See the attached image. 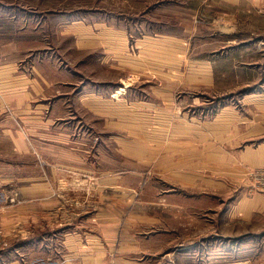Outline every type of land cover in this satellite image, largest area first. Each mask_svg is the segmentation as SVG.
Here are the masks:
<instances>
[{"label":"rangeland","instance_id":"374dc122","mask_svg":"<svg viewBox=\"0 0 264 264\" xmlns=\"http://www.w3.org/2000/svg\"><path fill=\"white\" fill-rule=\"evenodd\" d=\"M75 21L126 29L132 41L152 34L186 37L182 69L188 70L189 63L191 69L192 64L196 67L191 75L185 70L183 78H175L173 87L152 72L128 78V85L142 87L148 98L175 87L173 109L125 111L112 106L106 111L108 125L83 108L66 116L77 123V136H93L95 163L143 168L139 178L126 175L127 188L111 184L105 192L72 191L54 183L42 188L33 166L44 165L46 143L29 137L34 155L28 157L0 138V165L8 160L16 166L32 164L31 173H15L29 182L16 181L0 190V201L14 200L13 208L7 207L14 212L15 242L22 240L18 231L25 225L32 239L49 231L57 212L62 213L63 230L75 225L80 232L93 231L111 240L102 242L101 253H87L100 264H158V256L172 251L176 264H264V166L252 167L244 159L247 149L264 146V0H0L2 41L19 36L24 27L37 26L46 45L34 51L55 49L68 62L74 54L72 38L61 35L71 33ZM205 58L213 61L212 74L198 66ZM11 113L1 104L0 118ZM18 126L26 136L42 130L21 122ZM205 135H212L207 136L210 142H204ZM211 144L217 152L209 149ZM245 201L253 202V211L245 209ZM5 210L0 207V237L2 227L4 232L12 227ZM183 247L188 249L180 251ZM38 257L33 251L29 264H43Z\"/></svg>","mask_w":264,"mask_h":264},{"label":"crops","instance_id":"0c3cea01","mask_svg":"<svg viewBox=\"0 0 264 264\" xmlns=\"http://www.w3.org/2000/svg\"><path fill=\"white\" fill-rule=\"evenodd\" d=\"M70 28L71 33L64 32L61 35L72 38V52L75 55H71L73 57L70 62L60 56L55 49L42 48V51H34L37 46L46 45V40L38 36L41 32L37 26L24 27L21 30L22 35L6 39V42L2 41L0 36V95L2 104L12 110L11 114L0 118L2 124L0 138L8 140L14 152L28 157L34 155L33 142L29 137L39 138L41 142L46 143L47 149L42 151L45 152L46 158L44 165L33 166L35 172L40 175V180L42 178V188L45 186V189H48L53 183L55 187L72 191L99 188L105 192L111 188V184L119 189L127 188L126 175L132 174L139 178L144 171L143 168L140 165L129 166L128 170L127 165L110 166L100 160L95 163L91 156L93 136H87L85 139L84 136H77L74 133L77 123L65 118L70 112L74 110L78 112L79 108H83L92 116L97 113L108 125L110 121L106 111L112 106L125 111L144 108L173 109L175 87L171 91L168 90L169 87L164 89L161 96L159 95L162 98L158 96L148 98L142 87H131L127 81L132 75L142 76L143 73L152 72L164 80L167 79L166 84L173 87L175 78H183L186 74L185 66L184 69L182 66L188 51V40L186 37L176 35L152 34L135 37L132 41L129 38L132 36L126 29L115 30L98 22L75 21L70 24ZM27 35L34 37L27 38ZM133 45L136 50L133 49ZM208 60L206 58L200 60L198 66L212 74L213 61ZM79 64L85 65L84 69H79ZM188 65L189 69L186 72L191 75L190 72L196 66L192 64L191 69L190 63ZM125 116L123 117L127 118ZM217 117L218 115L215 119ZM20 122L42 130L37 129L39 135L29 133L26 136L23 127L18 126ZM55 125L57 131L52 132ZM207 136L212 137L205 135L204 142H210ZM208 147L217 152L213 144ZM47 152H52L53 155ZM218 156L221 158L220 154ZM244 159L250 162L252 167L264 166V146L257 150L247 149L244 152ZM23 163L27 164L16 166L13 161L8 160L0 165V190L4 191V188L14 186L16 181L29 182L30 178L26 176H15V173L21 175L31 173L32 164ZM248 166L250 167L249 163ZM3 173L6 175L3 176ZM138 181L140 182V179ZM2 201L0 207L6 208V213L9 212L6 218L8 223L12 222V227L7 226L6 232L5 227H2L0 264H29L32 252L36 250L39 253L38 259L43 264H100L95 255L87 253L96 250L100 252L102 242L107 245L111 240L108 241L105 235L93 231L80 232L74 229L78 227L75 225L63 230L60 220L62 213L52 214V210L49 213L54 216V220L51 218L55 223L54 227L50 226L49 231H44L37 239H32L31 231L27 230L25 225L23 231H18V234L22 235V240L16 243L14 212L7 207L13 208L14 200L6 197V202ZM47 202L58 205L59 201ZM244 204L247 211H253L252 201H245ZM162 237L164 235L158 238ZM187 249L183 247L180 251L185 252ZM65 252L70 254V258L63 260L62 255ZM79 254L84 255L80 261L75 260V255ZM175 255L176 252L172 251L167 255L158 256L155 261L158 264H176ZM146 263L119 261V264ZM103 264L108 263L103 260Z\"/></svg>","mask_w":264,"mask_h":264},{"label":"built area","instance_id":"2783aa9c","mask_svg":"<svg viewBox=\"0 0 264 264\" xmlns=\"http://www.w3.org/2000/svg\"><path fill=\"white\" fill-rule=\"evenodd\" d=\"M1 104H2V103H1V96H0V109H1Z\"/></svg>","mask_w":264,"mask_h":264}]
</instances>
